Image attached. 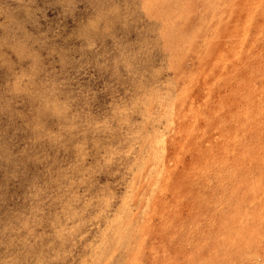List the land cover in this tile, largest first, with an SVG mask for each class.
Segmentation results:
<instances>
[{
	"label": "rangeland",
	"instance_id": "rangeland-1",
	"mask_svg": "<svg viewBox=\"0 0 264 264\" xmlns=\"http://www.w3.org/2000/svg\"><path fill=\"white\" fill-rule=\"evenodd\" d=\"M0 264H264V0H0Z\"/></svg>",
	"mask_w": 264,
	"mask_h": 264
}]
</instances>
